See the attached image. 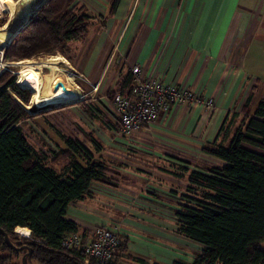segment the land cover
Instances as JSON below:
<instances>
[{"label": "crops", "instance_id": "crops-1", "mask_svg": "<svg viewBox=\"0 0 264 264\" xmlns=\"http://www.w3.org/2000/svg\"><path fill=\"white\" fill-rule=\"evenodd\" d=\"M112 1L83 2L110 7ZM99 22L78 39L82 43L70 55L73 61L66 62L88 81L99 82L94 95L80 80L72 82L68 73L77 87L75 99L86 98L90 113L105 128L119 127L98 108L101 93L122 88L133 65L143 77L189 88L202 102L212 99L214 104H171L155 124L133 138H115L120 149L160 162L170 159L180 167L154 178L155 184L139 169L151 160L140 157L135 170L120 165L116 176L108 172L107 182L93 183L83 199L72 202L66 218L79 226L85 240L93 227L118 219L121 237L128 240L126 252L116 256L119 264H141L137 259L142 264H188L197 251L191 248L192 239L177 232L173 211L194 169L190 165H224L204 148L222 141L228 146L242 120L264 99V0H119L114 13H102ZM110 112L119 121L114 107Z\"/></svg>", "mask_w": 264, "mask_h": 264}, {"label": "trees", "instance_id": "trees-1", "mask_svg": "<svg viewBox=\"0 0 264 264\" xmlns=\"http://www.w3.org/2000/svg\"><path fill=\"white\" fill-rule=\"evenodd\" d=\"M118 2L112 1L111 14ZM39 4L4 47L3 57L12 64L57 52L71 60L67 43L83 38L92 23L78 0ZM17 74L20 85L34 88L28 71ZM130 79L131 74L122 89ZM20 85L8 71L0 77V228L12 244L0 231V264H22L14 260L27 252L29 264H84L81 249L61 244L65 235L79 232L66 214L93 183L107 182L109 170L80 140L59 129H54L59 137L54 148L35 149L22 127L32 116L25 107L31 95ZM204 151L224 165L189 171L173 211L177 232L203 245L188 264H264V99L242 120L228 146L222 141ZM127 242L121 237L116 256L126 252Z\"/></svg>", "mask_w": 264, "mask_h": 264}, {"label": "rangeland", "instance_id": "rangeland-1", "mask_svg": "<svg viewBox=\"0 0 264 264\" xmlns=\"http://www.w3.org/2000/svg\"><path fill=\"white\" fill-rule=\"evenodd\" d=\"M40 1L42 0H19L14 18L8 26V30H7L8 32L7 31L2 32V33L0 32V50L3 52V56H4L5 45L12 38L14 32L18 29V26L27 20L28 16L34 11L35 8L37 9L39 7ZM78 1L87 9L88 13L92 16V23L90 24L88 30L94 25V21L96 22V24L94 25V28L97 24H100L99 19L101 18L102 13L103 14L108 13L110 16L112 15L110 13L111 5L109 7L108 3L95 7L91 5L90 3L84 4L83 2L84 0H78ZM10 4H11V0H0V27L2 26V24H5L9 20ZM81 43L82 41L80 42V40L68 42L67 49L69 50V55L73 56L74 52L78 49L77 47L80 46ZM52 55H61V54L58 52L55 54L54 53L53 54H43L39 57L33 58V60L34 61L46 60L48 57ZM61 56L69 63L73 61V58L71 60L70 59L68 60L63 55ZM24 60H32V59H24ZM3 62L6 63L5 67L7 69H4L1 72L0 77L3 75V73L8 71L15 76V81L18 80L17 71L22 70L23 69L22 65L25 63L23 62L20 65H17L19 63L12 64L10 62H13V61L4 59V57H3ZM59 66L66 74L69 73L72 75V79H71L72 82L76 83L77 80H80L84 86L88 87L87 90L90 93H94V95L98 93V89L100 87L99 82L92 83L88 81L87 78L83 77L81 74L75 71H72L70 66L65 67L63 64ZM41 72L42 74H46L47 72H49V69L46 66H43L41 67ZM54 84L55 83L52 84V87H54ZM130 84H131V79L127 86H129ZM20 86L24 87L22 85ZM24 88L30 91V95H31L30 100L28 104L25 105V107L26 109L30 111V114L32 116L28 118L26 122L22 124V127L24 131L26 132L29 141L32 143V145L36 149L48 152L49 148H54L55 147L54 144H56L55 141L59 140V137L54 132V129H59L65 135L73 136V138L80 140L86 147H88L91 151H93L94 156L97 160H100V161L105 160V164H106L105 166L106 168L109 169V172L113 176H116L115 171L119 172L118 168L120 165L122 166V168L127 169V170H135L139 168L138 166H134V165L140 164L138 162V160H140V157H144V158L151 160L150 165L143 164L141 165V167L143 168H139V169L142 170V173L145 176L150 177L149 179L152 178L151 181L155 184L157 182H154L155 181L154 178L156 179L159 177L162 178L164 177L165 174H167L168 172H171V170L176 171L178 169L177 166L180 167L178 163L170 159L160 162L158 160L157 161L154 160V158H151L150 156L145 155V154L144 155L141 154L140 156L137 153L132 154V151L128 148H126L125 150L120 149V147H118L116 139H123V138L129 139V137L128 136L124 137L123 135H120L117 128H113L114 130L111 131L110 129L105 128L104 125L99 123L98 121H100V119L94 118L93 114L90 113L89 107L84 102L86 98L83 97L81 100L76 99L74 102H70V103L64 102V103H60L57 105L50 104L44 107H37V106H34L32 103V96H33L32 89L29 87H24ZM117 90L118 89H113V90L111 89V90L101 93L100 98L103 102L99 105L98 108H100V111H102V114L107 116V117H104L105 119L112 120V121L115 120V123L118 122V124H115V125L119 127V121H116V119H114V117L111 116L112 113L110 112V109H113L114 107L112 103V96ZM200 102H202V100H200ZM204 102L202 103L205 106ZM193 103H196V102H193ZM101 107L105 109V112L101 110L102 109ZM146 126L148 125H144L141 130H143V128ZM133 135H131L130 137L133 138ZM89 137L95 138V140L99 143L101 150L99 151L95 150L94 146H96V143L94 144V142L91 140V138L89 139ZM110 158L112 159V161H110ZM115 164H118V166ZM190 166L194 168L198 165L191 164ZM160 173H164V174H160ZM182 193L181 195H183ZM112 224H115L120 228V221L118 219L116 220V222L111 223L109 225H112ZM18 235L20 234L18 233ZM29 236H25V237H29ZM120 238H121V235H120ZM191 242L193 243V246H191V248H195L197 253L202 252V249H203L202 244H200L199 242L196 243L193 240H191ZM115 257H116V254H115ZM115 257L113 261L116 259ZM21 260H22V256L20 255L15 258L14 262L21 263Z\"/></svg>", "mask_w": 264, "mask_h": 264}, {"label": "built area", "instance_id": "built-area-1", "mask_svg": "<svg viewBox=\"0 0 264 264\" xmlns=\"http://www.w3.org/2000/svg\"><path fill=\"white\" fill-rule=\"evenodd\" d=\"M9 64V63H7ZM0 50V74L7 69ZM131 84L118 89L112 96V103L119 118L118 132L130 137L138 133L144 125L154 124L159 116L166 112L171 104L200 102L199 96L189 88H182L173 83L141 75L138 65L130 68ZM18 83V80L15 81ZM19 84V83H18ZM206 108L214 104L212 99L204 102ZM120 228L115 225L96 226L91 238L84 240L80 233L65 235L63 247L81 249L84 264L95 260L97 264H110L120 245Z\"/></svg>", "mask_w": 264, "mask_h": 264}, {"label": "bare ground", "instance_id": "bare-ground-1", "mask_svg": "<svg viewBox=\"0 0 264 264\" xmlns=\"http://www.w3.org/2000/svg\"><path fill=\"white\" fill-rule=\"evenodd\" d=\"M19 0H12L9 20L0 27V32H6L10 22L13 20L16 13V8ZM8 32V31H7ZM47 62L44 61H34L28 60L25 61L22 66V70L28 71L31 76L36 80V84L32 89V103L37 107H44L47 105H57L60 103H66L68 99H75L78 97L77 90L74 85L71 84L68 74H66L59 65L63 64L65 67H68L66 60L62 59L58 55H52L48 58ZM36 60V59H35ZM46 66L49 69V72L42 74L41 67ZM61 81L66 86V93L62 95L60 87L57 90H54L52 87L53 83ZM27 87V86H24ZM45 93V94H44ZM22 232V231H21ZM20 235H22L20 233ZM23 236V235H22Z\"/></svg>", "mask_w": 264, "mask_h": 264}, {"label": "water", "instance_id": "water-1", "mask_svg": "<svg viewBox=\"0 0 264 264\" xmlns=\"http://www.w3.org/2000/svg\"><path fill=\"white\" fill-rule=\"evenodd\" d=\"M58 87H60V90H61L62 95H65V93H66V86H65V84H64L63 82H61V81H57V82L54 84L53 89H54V90H57ZM75 100H76V99L71 100V101H68V102H66V103H70V102H73V101H75ZM0 231H1V233L3 234V236H4V238H5V241H6L9 245H12L11 242H10V240H9L8 234H7L2 228H0ZM15 232H16V231H15ZM16 233H17V232H16ZM30 234H31V231H30ZM24 236H25V235H24ZM29 253H30V252H27V253H25L24 255H22V260H21V263H22V264H29V263L27 262V257H28V255H29Z\"/></svg>", "mask_w": 264, "mask_h": 264}]
</instances>
